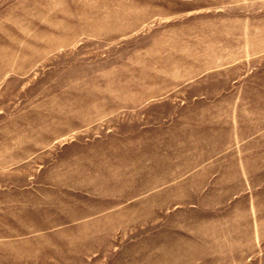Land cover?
I'll use <instances>...</instances> for the list:
<instances>
[{
    "label": "rangeland",
    "instance_id": "obj_1",
    "mask_svg": "<svg viewBox=\"0 0 264 264\" xmlns=\"http://www.w3.org/2000/svg\"><path fill=\"white\" fill-rule=\"evenodd\" d=\"M258 148L264 0H0V264H264Z\"/></svg>",
    "mask_w": 264,
    "mask_h": 264
},
{
    "label": "crops",
    "instance_id": "obj_2",
    "mask_svg": "<svg viewBox=\"0 0 264 264\" xmlns=\"http://www.w3.org/2000/svg\"><path fill=\"white\" fill-rule=\"evenodd\" d=\"M260 157L258 148L256 154L247 153L235 164H230L233 170L239 168L244 184L235 188V195L228 198L221 212L222 218L227 216L228 219V228L224 226L222 234L228 233L229 240L252 242L247 248L242 246L244 252H264V180L257 183L249 178L264 176V165H261Z\"/></svg>",
    "mask_w": 264,
    "mask_h": 264
}]
</instances>
